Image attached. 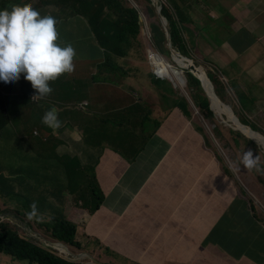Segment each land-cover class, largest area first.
Returning <instances> with one entry per match:
<instances>
[{
    "label": "crops",
    "instance_id": "1",
    "mask_svg": "<svg viewBox=\"0 0 264 264\" xmlns=\"http://www.w3.org/2000/svg\"><path fill=\"white\" fill-rule=\"evenodd\" d=\"M209 1L221 3L233 11V19L228 22V26H224L234 32L232 41H228L220 28V34L216 33L217 41L212 40L206 29H196V24L192 23L199 17L190 13L192 21L184 24V27L191 34L185 31L183 34L188 38H200L202 53L199 50L191 53L194 56L199 53L202 57L200 64L217 75L223 83L226 89L223 93L224 102L231 106L235 115L240 120L244 118L251 129L264 135V0ZM55 3L56 0H0V10L31 5L35 9L40 8L54 15L59 20L56 25L59 43H71L75 49L74 70L49 82L65 84L55 88V95L58 96H43L42 102L26 105L23 109L26 115L36 118H42L47 110L53 109L59 124L48 126L43 122V125L36 122L27 137L14 135L17 144H0V174H9L7 156H10L12 162L33 160V168L35 169V163L40 172L48 175L47 181L44 182L45 186H48L50 181L59 179L57 173L51 169L53 164L49 163V160L56 159V164L61 162L63 165L69 183L54 190L55 193H47L45 196L51 197L52 205L57 202L58 206L65 204L63 197L67 192H72L74 201L78 202L80 199L75 200L74 191L82 192V197L84 193L95 195L91 191L101 188L104 200L98 209L88 208L86 228L91 234L92 231L102 232L105 243L103 240L101 242L106 247L110 246L114 251L124 253V256L119 257L124 262L118 264H204L197 259L196 253H208L211 237L213 243L220 247L230 243L231 258H241L247 253H242V243H245L246 251L252 242L255 245L257 243L258 222L252 215L250 206L246 202L240 204L242 199H245V192L239 178L250 177L254 171L244 168L240 159L247 150H251L256 156L260 150L259 145L248 137L241 138L230 134L231 128L214 114L229 140L221 143L215 131L211 130L214 126L210 125V120L205 119L203 113L195 106L191 90L184 78L181 84L178 82L177 86L174 85L178 95L172 97L156 89L153 92V86L147 87L143 78H135L133 73L125 72L119 66H105L102 50L91 42L95 34L79 29L77 21L71 22L67 28L66 23L71 16L64 19L59 14H54L55 9L51 4ZM186 3L192 7L194 4L200 5L201 0H188ZM60 11L68 12L66 8ZM205 23L215 26L208 19H205ZM210 32L213 30L210 29ZM192 54L187 57L198 63L199 59ZM127 60H123V65L131 67ZM165 60L168 61L166 58ZM147 64L152 72L149 61ZM147 64L141 63V67L144 65L146 69ZM22 82L30 81L24 79L21 74L19 79L8 85L0 83V131L7 129L11 123L7 111L13 100L19 101L17 95L24 87ZM181 90L186 93L180 92ZM34 95L36 90L32 87L29 96ZM165 99L169 104L164 103ZM38 100L40 101V97L33 98L34 102H31L37 103ZM176 104L188 105V110L185 111L187 114L191 113V119L183 112L168 110L176 109ZM196 126H201L203 131L198 130ZM210 136L212 139H208V145L206 138ZM249 140L255 143L256 147H253ZM138 141L141 148L133 153L134 159H129V155H124V152L126 148L129 149V145L134 149ZM52 142L55 146L50 148ZM147 145L151 148L144 149ZM228 151L232 152V158L228 157ZM84 155L92 162V170L88 174L84 172L79 161ZM186 161H189V164ZM31 166L26 165L24 170L29 172ZM176 166L185 168L182 169L184 176L174 168ZM152 170L159 173L155 186L147 190L146 172ZM33 172L38 176L37 170ZM172 173L182 183V188L177 191L167 187ZM12 174L19 175L17 168L12 170ZM71 175L76 179L74 185L70 181ZM92 175L96 185L82 182L89 180ZM133 182L138 184V189L128 193L127 187ZM11 186L16 189L14 183ZM67 186L83 188L72 190V187H69V191ZM253 187L257 189L254 183ZM57 190L63 191L58 194ZM158 190L162 193L159 194ZM188 193L189 199H180ZM127 195H137L139 204L121 206L119 209H125L128 214L121 211L119 213L124 216H118L115 219L116 224L113 225V222L104 230L96 228L94 221L99 218L95 223L98 227L100 219L104 217L101 211L109 207L113 209L112 206L120 203ZM156 195L163 196L167 200V206L174 213L180 214L184 222L194 221L190 227L193 231L188 237L184 225L180 229L168 226L165 231H161L152 220L147 221L140 216L150 211H162L160 207L156 210L143 208V205L150 201H155V205ZM45 196L42 194V197ZM53 197H58L59 200ZM132 202L133 199H128L125 203ZM236 202L239 203L238 206L235 205ZM123 217L125 222L129 223L128 227L138 234L147 235L148 239L141 241L130 238L131 235L119 231L116 225ZM218 222V234H211ZM247 222L250 226L252 224V239L248 236ZM245 228L247 233L244 235ZM205 240H208L207 245L203 244Z\"/></svg>",
    "mask_w": 264,
    "mask_h": 264
},
{
    "label": "trees",
    "instance_id": "2",
    "mask_svg": "<svg viewBox=\"0 0 264 264\" xmlns=\"http://www.w3.org/2000/svg\"><path fill=\"white\" fill-rule=\"evenodd\" d=\"M56 1L58 2L59 8H66L71 16L66 23L67 28H69L71 22L77 21L79 29L85 30L90 34H92V32L95 34V36L92 37L91 42H93L100 51L102 50V55L105 58L106 63L105 66H112L115 68L119 66L123 71L133 73L135 78H143L147 87L153 86V92H155L156 89L165 93L167 96H172V86L165 81V83H162L161 79H156L148 66L147 69L141 67L142 60L147 62L145 49L148 43H150V46L157 52L165 53L168 51L165 45V33L160 23L152 24V22H149L152 35L143 36L140 15L143 14L145 17L147 15V21L152 20L149 18L150 16L157 18L155 6L151 0ZM132 1L134 3H132ZM165 1L166 3L163 5L162 14L167 19L171 31L172 45L185 56H191L189 47L195 52L198 51V47L197 45L188 47L187 42L183 37V31L187 34H191L185 29L184 24L191 22L192 19L186 10V7L178 0ZM202 2L204 1L202 0ZM206 3L211 4L209 0H206ZM200 6L204 13L205 9L202 4H200ZM59 14L62 16L65 13L59 11ZM210 21L215 24V28L209 23H205L203 29H206L207 34L212 37V40L217 41L216 39L218 38V35L217 38L213 39V37L220 28V25L222 26L223 23H225V20L222 19L219 23V18L214 17L213 19H210ZM210 29H212L213 32H210ZM220 29L221 32L225 34L228 41H232L234 32L224 26ZM124 59L137 60V64L134 67H126L123 65ZM171 62L174 64L173 61ZM125 72H123V74ZM208 75L210 79L212 78L211 81L214 84L216 93L225 100L223 93L226 92V89L223 83L219 80L217 75L213 74L212 71H209ZM185 77L187 79V85L191 90L195 106L203 113L205 119L210 120V125L214 126V128L211 127V130L215 131V135L221 140V143L229 141L226 138L225 132L221 129V125L215 119V113L210 107V101L207 98L199 79L188 71L185 72ZM137 87L138 86H136V88ZM164 103L169 104V101L165 99ZM174 107L177 108H171L168 110L171 112L175 110L183 112L189 119H191V113L187 114L185 111L186 109L188 110V105L176 104ZM167 115L170 116L169 113H167ZM241 122L248 126V122L244 118L241 119ZM196 128L203 131L201 126H196ZM229 133L234 134L237 137L245 138L240 132L231 129ZM208 139L211 141V136L210 138H206L208 145H210ZM252 145L253 147H256L253 142ZM145 148L150 149L151 147L150 145H147L144 149ZM257 155H259V164L264 163L263 153L258 150ZM55 161L57 160L55 159ZM49 163L56 165L57 162L50 161ZM34 167L35 169L32 165L29 172L37 170L38 178L44 179V182H46L48 175L46 176L40 172L35 163ZM0 176V204H3L1 202L2 198L16 197V203L13 205L15 206L14 208H1L2 206H0V212L12 211L18 217H22L26 220L29 218L28 221L34 229L41 231L52 240L65 242L76 253L84 251L92 253L96 257L97 260L95 261L98 262V264H115L111 261H108V263L103 261L101 254L96 255L100 247H108H106L98 237H94V235L89 233L86 228V218L89 217L88 208L92 206L94 209H98L101 206L103 200V196L100 193L101 188L94 189V191L97 190L98 193H95L93 198H88L83 195L87 199H84L85 197L82 196V199L80 198L78 202H75L74 198L73 201H71L72 194L71 192H68L66 196L63 197L66 204L65 208V204L63 206H58L57 202H54L52 205L50 201L51 197H42V194L34 196L29 194L23 195L22 193L19 194L20 189H17V186L16 189L11 186L12 183H14L15 178H13L14 180L12 181L11 177H6L5 174H0ZM21 180L28 179L24 176ZM81 187L83 188V186ZM9 190L18 193H14V195L9 192L5 193V191ZM67 190L70 191L69 186H67ZM97 196L99 198H97ZM53 198L59 200L58 197ZM33 202H35V211L31 208ZM252 211L255 213V217L258 216V210L256 211L253 206ZM43 229L48 231L49 234H46ZM84 238H86V240H84ZM0 253L8 254L14 259L28 261L31 264H92L84 263L88 260H85L84 262H76L66 258L65 255L60 254L57 249L29 237L21 226L13 223V221L9 219L3 221L0 219Z\"/></svg>",
    "mask_w": 264,
    "mask_h": 264
},
{
    "label": "rangeland",
    "instance_id": "3",
    "mask_svg": "<svg viewBox=\"0 0 264 264\" xmlns=\"http://www.w3.org/2000/svg\"><path fill=\"white\" fill-rule=\"evenodd\" d=\"M161 1L163 3H166L165 0H161ZM179 1L186 8L188 7V10H187L188 14L190 13L193 16L199 17L198 19L193 20V23H192V24H196V29L199 31L204 26L205 19H208L210 21V19H213L214 17H216V18H219V23H220L221 17H222V19L225 20V22H227V23H223V26H228V24H229L228 22L233 19V14H234L233 11L227 9V7H225V5H223L221 3H216V4L211 3L210 4V3H206L204 0H203L204 2H202V0H201V4H202L203 8L205 9L204 13H203V9L200 5L194 4L192 7H189L188 5H186L187 4L186 2L188 0H179ZM132 3H134V2L132 1ZM146 17H147V15H146ZM149 18H151L152 20H150L148 22H152V24H159L157 18H155L153 16H150ZM212 25H215V24H212ZM213 28H215V26ZM220 28H221V25H220ZM142 33H143V31H142ZM216 33H219V30ZM216 33L214 35L215 38H217ZM186 40L190 46H195L197 38H186ZM198 43H199V45H198ZM198 43H197L198 50L200 53H202L201 47H200V38H198ZM166 48H167V46H166ZM147 49H148V45L146 46V49H145L146 54H147ZM191 52H193V51H191ZM164 56L166 57V59L168 61L171 62L172 58H171V55L169 54L168 51L165 52ZM194 57L199 59V62H198L199 64L198 63L197 64L202 65V64H200L202 62V57L199 55V53H195ZM127 62L131 67H134L137 64V60H134V59H128ZM141 62L147 64L148 61L146 62L145 60H142ZM162 62L165 63L164 60L159 58V59H157L156 64H158V63L160 64ZM147 66H148V64H147ZM143 68L145 69L144 65H143ZM146 69H147V67H146ZM156 71L159 73V75H168L170 73L169 67L165 64H163L161 67H157ZM161 80H162V83L167 82L170 86H172V90H173V91H171L172 96H175L176 94L178 95L177 90L174 88V85L170 79L166 78L164 80L163 79H161ZM22 84L24 87L19 91V95H17L19 98V101H18V99L13 100L12 105L9 106V108H8L7 112L9 114L10 119H11V123L8 125L7 129L0 131V144H10V145L17 144L18 141H16V138L14 137V135L17 137H20V136L27 137V135L30 132H32V126L36 122H40L38 124L43 125L41 123L42 122L41 118H36L35 116L29 115V114L26 115V113L23 112V109L25 108L26 105H28V106L36 105L42 101H41V97H40V101L38 100L37 103H32V102H34L33 97L29 96V93H31V91H32L31 83L30 82H22ZM60 85H65V84H52V83H50L52 91L48 94L49 97L50 96H58V95H55V88L60 86ZM180 92L186 93L185 91H182V90ZM7 100H8V98H7ZM31 100H32V102H31ZM67 103L75 104L77 102H67ZM0 111H2V110H0ZM208 132H210L209 129H208ZM138 144H139V141L136 143L134 149H132V147L129 145V149L126 148L124 155H129V159H134L133 153L134 152L136 153L141 148V147H139ZM54 146H55L54 142H52L49 145L50 148H53ZM121 150H123L122 146H121ZM227 155L229 158L233 157L231 151H228ZM61 158L62 157L60 156L59 159H61ZM7 160H8L7 168L10 170L8 171L9 174H5V176L11 177L10 174H12V170L17 168L19 175L15 176L12 174L11 178H15L14 183L20 189V192L22 194H29V195L43 194L45 196L47 193H49V194L55 193V192H53L54 190H56L57 188H62L67 183V179H66L67 175H66L65 171L63 170V165L61 164V162H59L58 164L53 165L51 167V169L57 173V177L59 179H57L56 181L52 180V181H50L48 186H45L44 179L38 178V176L34 172H26V170H24V167H26V165H33V162H34L33 160H23L21 162H18V161L12 162L10 156H7ZM49 161H53L56 163V161L54 159L49 160ZM79 161L85 170L84 172L86 174H88L90 172V170H92V162L90 161L89 157L84 155L83 158H79ZM186 162H187V164H189V161H186ZM135 167H137V165ZM174 168H176L177 171L180 174L182 173L184 176V172H182V169L184 170L185 168L183 166H176ZM253 170L254 171L250 174V177H240L239 180H240L242 188L245 192V199H242L240 204H243V202H246V204L248 206H250L251 209L253 206V208H255L256 211L258 210L257 211L258 216L255 217L254 212L252 214L258 222L257 223L258 224V229H257V233H258L257 237L258 238H257L256 245L254 244V242H252L251 245L248 246V250L246 251L245 243H242V253H246V252L247 253L244 254L241 258L234 260L231 258V254H230L231 250H232L231 244L227 242L222 247L217 246L213 243L212 237H211V239L209 240L208 253L207 254L202 253L201 255L196 253L197 259L202 261L204 264H264V163L259 164V168H253ZM158 173H159V171H156V170L146 172L145 188L147 190H149L155 186V180L157 178ZM173 175H174L173 173H172V175H170V177L167 181V187L171 188L174 191H177V190L182 188V183L180 181H178L176 176H173ZM24 176L28 180H21V179H23ZM63 178H65V179H63ZM93 178L94 177L92 175L89 180H83L82 182H84L85 184H92V183L95 184V182L93 181ZM12 180H14V179H12ZM70 181L74 185V182L76 181L75 177L71 175ZM250 183H251V186H250ZM253 183L255 185H257V189H255L253 187ZM137 186H138L137 183H134V182L131 183L127 187V192L133 193L136 189H138ZM69 187H72V190L82 189L81 186H69ZM62 191L63 190H57L56 192L59 194ZM6 192L12 193L13 195H14V193H16V191H5V193ZM77 192L78 191L73 192V193H75L74 197H75L76 201H78L80 199V197H81L80 194L82 193V192H79V193H77ZM91 192L92 193H98L97 190H95V191L92 190ZM100 193L102 196H104L103 191H100ZM158 193L160 194L162 192L160 190H158ZM82 195H85V196L90 197V198H93L95 196V195H88L86 193H84ZM182 198H184V200L189 199L190 193H188L187 196L183 195L180 199H182ZM128 199H133V202L132 203H125ZM103 200H104V198H103ZM155 200H156L155 205H154L155 201L154 202L150 201V203L143 205V208L148 209V210H151V209L156 210L158 207H160L162 211L161 212L150 211L148 213H142V214H140V216L144 220H147V221L152 220V222H154L157 225V227L159 228V230H161V231L162 230L165 231L166 227H168V226L180 229L184 225V228L186 230V235L188 237L190 232L193 231V229H190V227L194 224V221L193 222L191 221L189 223L184 222V220L180 217V214L174 213L167 206V200L163 196L156 195ZM71 201H73V195H72ZM1 202L4 204V205L0 204V206H2L1 208H14L15 206H13V205H15V203H16V197L2 198ZM138 202H139V197L137 195L125 196L120 203L112 206L113 209H111L109 207L106 210H102L101 213L104 214V217L100 219V224L98 227L95 225V223L99 218L96 219L94 221V226L100 230H104V228H107L113 222H114L113 225L116 224L115 219L118 218V216H124V214L119 213V212L122 211L125 214H128V212L125 209H119V208L121 206L126 205V204L134 206V204H137ZM238 204H239L238 202L235 203L236 206H238ZM89 208L92 209L93 207L90 206ZM8 212L12 213L10 211H8ZM151 217H153V219H151ZM0 219L1 220L10 219V220L15 221L11 216H9L8 218H0ZM221 220H223V217L221 218ZM128 224L129 223L125 222V217H123L119 220V223L116 225V227H118L119 231H121L123 234H127L128 236L131 235L130 238H134V239L137 238L138 240H141V241H146L148 239L147 235L138 234L134 229L128 227ZM219 224H220V222H218V224L213 228V230L211 231V234L213 232H215L216 235L218 234ZM247 225H248V234H249L248 236H249V238L252 239V237H251L252 224L250 226L249 223L247 222ZM43 230H44V232H46V234H49L48 231H46L45 229H43ZM246 233H247V230L245 228V230H243V234L245 235ZM92 234L98 236L101 239V241L104 238L102 232L96 233V232L92 231ZM84 240H86V238H84ZM103 242L105 243V240H103ZM109 244L112 245L111 242H109ZM203 244L207 245L208 240H205ZM109 248L110 249L105 248V247H100L99 251L96 253V255L101 254L102 260L105 262L111 261L115 264H118V262L119 263L124 262L123 259H121V258L119 259V257L124 256V253L119 252V251H114L113 247L109 246ZM60 254H62V253H60ZM85 260H88V261L84 262ZM95 260H97V259L94 255H92V256L88 255V257L86 259L79 260V261H83L84 263L98 264V262H96ZM79 261H76V262H79ZM0 264H31V263L28 261H24V260L14 259L5 253H0ZM143 264H145V263H143Z\"/></svg>",
    "mask_w": 264,
    "mask_h": 264
},
{
    "label": "clouds",
    "instance_id": "4",
    "mask_svg": "<svg viewBox=\"0 0 264 264\" xmlns=\"http://www.w3.org/2000/svg\"><path fill=\"white\" fill-rule=\"evenodd\" d=\"M47 1L51 2L50 0ZM162 4L164 5L163 2ZM51 7L55 9L53 11L54 14H59L60 8L57 1L55 4L53 5L51 4ZM42 12L44 14H41ZM69 15H70L69 12H65L64 15L62 16L60 15V16L65 19L68 18ZM58 21L59 20H57V18L54 17V15L42 11L40 8L35 9L31 5H26L23 7H13L10 10H0V83H3L4 85H8L12 82H15L17 79H19L20 75L23 74L24 79L30 81L32 87L36 90V95H34L33 98H39L48 95L52 91V88L49 83L50 81H54L62 74L71 73L74 70L73 60L75 56V49L71 43H66V44L59 43L58 31L56 27ZM140 21L142 23L143 36L152 35L149 22L147 21L146 17L143 14L140 15ZM183 37L185 38V40L186 38H188L186 37L185 34L183 35ZM197 43H198V38L196 40L195 46L197 45ZM147 45H148L147 61H149L151 65L152 73L156 79L164 80L168 78L172 81L173 85L175 86H177L178 82H180L179 84L182 83L181 81L182 78H184L187 81L186 77L184 76L186 72L185 70L182 72L181 78L177 77L176 75L173 74L171 69L178 68V65L173 60L171 61H173L174 64H172V62L170 61H166L165 60L166 57L164 56L165 53H160L159 51L158 52L155 51L150 46V43H148ZM187 45L188 47L190 46L188 42ZM176 50L179 52L178 49ZM150 51L156 54L155 60L157 58L158 59L160 58L166 62L170 70V73L168 75H159L157 73L156 71L157 66L155 60L153 61L149 58ZM189 51L190 52L192 51L190 47H189ZM179 53L182 56H185L181 52ZM195 64H197L196 61ZM201 66L204 67L206 73L208 74L209 71L206 69V67L203 64ZM220 99L224 102V100L221 97ZM41 119L42 122L48 126H57L59 124V120L57 119V115L53 109L47 110L43 114ZM248 127L250 128V126ZM259 149L261 150L260 146ZM240 163L246 169L259 168V155L254 156L251 150L244 151V153L241 156ZM31 208L33 209V211H35V202H33ZM3 212H8V211H3ZM12 216H16V215L12 212ZM24 220L27 221L29 225H31L28 219L27 220L24 219ZM13 223L15 222L13 221ZM59 253L62 252L59 251ZM79 253L93 255L92 253L87 251L79 252ZM62 254L65 255V253ZM65 257L68 258L66 255ZM87 257L88 255H85L82 259L79 260L86 259ZM79 260H72V261H79Z\"/></svg>",
    "mask_w": 264,
    "mask_h": 264
},
{
    "label": "water",
    "instance_id": "5",
    "mask_svg": "<svg viewBox=\"0 0 264 264\" xmlns=\"http://www.w3.org/2000/svg\"><path fill=\"white\" fill-rule=\"evenodd\" d=\"M151 1L155 6V11L164 30L167 49L171 55L172 60L178 65V68L171 69L173 74L181 78L182 72L185 70L192 73L196 78H198L202 84L206 96L210 100L211 108L215 112V114L219 116L221 120L226 125H228V127L236 131H239L244 136L256 142L260 146L262 152L264 153V135L244 125L239 120V118L234 114L232 108L220 99V97L216 94L213 83L210 80L203 66L197 65L195 64L194 60L182 56L173 47L171 40V32L168 27V22L165 16H163L162 14L163 4L161 0H151ZM9 216H11L15 220L14 221L15 223L23 227V229L25 230L28 236L33 237L38 241H41L43 244L47 246L58 249L60 252L65 253V255L71 260H79L82 259L85 255H90L85 253H79V254L74 253L66 243L62 241H54L48 238L41 231L35 230L24 219L16 216H12V213L9 212L0 213L1 218H8Z\"/></svg>",
    "mask_w": 264,
    "mask_h": 264
},
{
    "label": "bare ground",
    "instance_id": "6",
    "mask_svg": "<svg viewBox=\"0 0 264 264\" xmlns=\"http://www.w3.org/2000/svg\"><path fill=\"white\" fill-rule=\"evenodd\" d=\"M97 33H98V31H97ZM99 41H100V40H99ZM99 41H98V42H99ZM101 41H102V40H101ZM157 59H158V58H157ZM157 59L155 60V63H156ZM163 64L167 65L166 62H165V63L162 62V63H160V64H159V63L156 64V66H157V67H161ZM167 66H168V65H167ZM169 72H170V70H169ZM169 72H168V73H169ZM157 73H158V72H157ZM168 73H167V74H168ZM158 74H159V73H158ZM164 74H165V73H164ZM211 79H212V78H211ZM175 111H176V110H175ZM175 111H174V112H175ZM239 136H240V135H239ZM224 140H225V139H224ZM247 140H248V139H247ZM254 145H255V143H254ZM63 179H65V178H63ZM67 181H68V180H67ZM63 182H64V181H63ZM65 182H66V181H65ZM67 183H69V182H67ZM67 193H68V192H67ZM87 194H88V193H87ZM105 196H106V195H105ZM83 197H85V196H83ZM80 198H81V197H80ZM88 198H89V197H88ZM97 198H99V197L97 196ZM81 199H82V198H81ZM84 199H87V198L85 197ZM90 200H91V199H90ZM102 201H103V200H102ZM231 210H232V209H231Z\"/></svg>",
    "mask_w": 264,
    "mask_h": 264
},
{
    "label": "built area",
    "instance_id": "7",
    "mask_svg": "<svg viewBox=\"0 0 264 264\" xmlns=\"http://www.w3.org/2000/svg\"><path fill=\"white\" fill-rule=\"evenodd\" d=\"M149 58L154 61L156 58V54L150 51L149 52Z\"/></svg>",
    "mask_w": 264,
    "mask_h": 264
}]
</instances>
